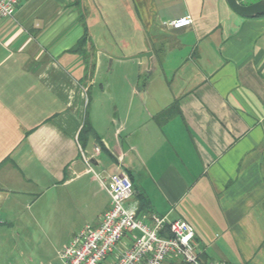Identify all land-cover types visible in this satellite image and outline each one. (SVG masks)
Here are the masks:
<instances>
[{"label": "crops", "instance_id": "0c3cea01", "mask_svg": "<svg viewBox=\"0 0 264 264\" xmlns=\"http://www.w3.org/2000/svg\"><path fill=\"white\" fill-rule=\"evenodd\" d=\"M111 172L131 179L139 218L188 221L201 260L264 264V14L226 0H19L0 17L1 232L32 219L67 226L66 245L109 208Z\"/></svg>", "mask_w": 264, "mask_h": 264}, {"label": "built area", "instance_id": "2783aa9c", "mask_svg": "<svg viewBox=\"0 0 264 264\" xmlns=\"http://www.w3.org/2000/svg\"><path fill=\"white\" fill-rule=\"evenodd\" d=\"M18 3L19 0H0V17H13ZM190 23L191 18L186 15L171 20L169 25L178 29ZM101 184L109 194V208L97 224L84 225L58 251L64 264H101L118 251L117 245L126 234L135 232L132 242L118 251L111 264H225L200 259L195 230L188 221L155 214L150 215L151 223L139 218L137 206L125 204L133 195V184L127 174L111 172ZM164 230L169 235H163Z\"/></svg>", "mask_w": 264, "mask_h": 264}, {"label": "rangeland", "instance_id": "374dc122", "mask_svg": "<svg viewBox=\"0 0 264 264\" xmlns=\"http://www.w3.org/2000/svg\"><path fill=\"white\" fill-rule=\"evenodd\" d=\"M255 1L246 0V4ZM118 70L120 73L125 71L121 67ZM35 211L24 209V218L30 219L29 214ZM13 229V235L0 230V264H64L58 251L67 241V226L59 227L53 233L31 219L26 225L15 226Z\"/></svg>", "mask_w": 264, "mask_h": 264}, {"label": "water", "instance_id": "95a60500", "mask_svg": "<svg viewBox=\"0 0 264 264\" xmlns=\"http://www.w3.org/2000/svg\"><path fill=\"white\" fill-rule=\"evenodd\" d=\"M228 6L238 15L244 17H256L264 13V0H257L249 4H243L239 0H226ZM151 52H142L136 55L137 58L150 56Z\"/></svg>", "mask_w": 264, "mask_h": 264}, {"label": "trees", "instance_id": "16d2710c", "mask_svg": "<svg viewBox=\"0 0 264 264\" xmlns=\"http://www.w3.org/2000/svg\"><path fill=\"white\" fill-rule=\"evenodd\" d=\"M264 14V13H263ZM263 14H261V15H263ZM140 202H141V200H140ZM145 207V203L142 201L139 205H138V207H137V215H139L140 213H142V212H145L146 213V210H143V208ZM163 235H169V233L167 232V230H164L163 231Z\"/></svg>", "mask_w": 264, "mask_h": 264}]
</instances>
